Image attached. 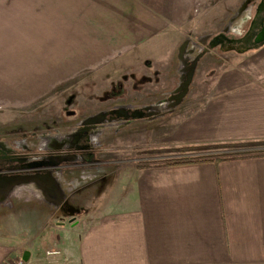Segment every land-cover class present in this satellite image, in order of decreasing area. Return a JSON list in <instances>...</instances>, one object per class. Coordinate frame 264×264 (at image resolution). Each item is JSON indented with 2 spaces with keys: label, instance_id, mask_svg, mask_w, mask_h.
Masks as SVG:
<instances>
[{
  "label": "crops",
  "instance_id": "1",
  "mask_svg": "<svg viewBox=\"0 0 264 264\" xmlns=\"http://www.w3.org/2000/svg\"><path fill=\"white\" fill-rule=\"evenodd\" d=\"M211 1L0 0V108L35 111L58 83L126 71L127 81L179 80L180 47L199 44L192 33ZM250 2L229 21L252 17ZM236 28L207 33L199 59L247 45ZM251 50L173 118L167 146L264 141V43ZM91 127L87 142L70 149L78 154L45 166L51 183L21 182L34 185L50 222L22 250L12 231L0 230V264L25 252L26 264H264V154L112 173L91 146L100 125Z\"/></svg>",
  "mask_w": 264,
  "mask_h": 264
},
{
  "label": "rangeland",
  "instance_id": "2",
  "mask_svg": "<svg viewBox=\"0 0 264 264\" xmlns=\"http://www.w3.org/2000/svg\"><path fill=\"white\" fill-rule=\"evenodd\" d=\"M244 2L245 0H212L208 4V9L211 10L207 17L196 20V26L192 33L195 41L199 43L195 51L196 54L202 52L205 46L203 41L207 37V33L216 34L220 29H225L230 33V29H228L230 26H237L236 30L239 33L247 29L244 36L236 40L248 42L247 45L234 44L235 47H232L231 50H225V48L222 51L208 50L203 57L197 60L193 77L188 85V92L176 105L173 106L174 100H171L170 97L176 92L181 83V76L187 69L184 64L186 61H192L193 57L190 58L187 55L184 56L185 61H180L181 74L177 81L158 82L151 75H148L147 81L144 82L127 81L126 71L120 75L117 73L111 76V81L108 79L110 82L107 79L104 81L101 77L99 80L86 79L83 82L58 83L53 87L48 97L37 104L35 111L0 108V154L9 157L13 155L25 157L23 159L25 162L30 159L43 161L44 158L50 157L58 161L57 165L59 166L62 163L60 157H63L64 153L78 154L76 149V151L70 149L87 142L83 136L92 130L91 126L93 125H100V135L95 131L96 139L91 146L97 148L94 150L95 155L105 161L103 165L112 173L132 169L135 166L160 165L173 159L181 160L193 156L202 158L209 155L219 157L246 152H264V146H262L201 150L191 154L187 152L188 150L186 152L178 150L183 147L167 146V142H163L166 138V130L171 128L173 118L182 116L193 107L197 93L202 95L211 90V77L223 68L231 67L251 57L252 38L264 13V0H251L248 6V11L252 16L250 19L230 22L229 20L233 19ZM189 43L191 44V42ZM145 106H153V110L147 115L151 117H143L141 114L138 117L128 118V121L132 119L131 122L124 123L122 126H119V122L107 119L109 115H112L109 113L110 110L116 108L140 109ZM100 112L107 113L101 115L94 124H83L78 129L84 119ZM117 118L119 117L117 116ZM118 120L122 121L121 118L116 121ZM123 120L126 121L127 118ZM76 129L78 131L74 134ZM83 133L84 135H82ZM77 134H79V138H77ZM15 163L16 160H12L5 163V167H10ZM26 165L27 163L23 166ZM82 166L78 165L77 167ZM47 170L49 169L42 166L37 171L29 169L26 172L5 173L4 175H17L14 184L18 190H14V193H10L9 189L13 185L12 183L0 185V191L7 194L0 202V230H10L14 233L13 236L19 240L15 243L19 250L33 244L34 233L32 230L37 231L50 222L44 214L40 215L44 211L37 209L40 206V200L39 196L37 197L39 192L36 195L31 192L34 185L30 186L21 182L32 183V180L47 178L48 176L45 175L48 174ZM34 173H36V178H32Z\"/></svg>",
  "mask_w": 264,
  "mask_h": 264
},
{
  "label": "water",
  "instance_id": "3",
  "mask_svg": "<svg viewBox=\"0 0 264 264\" xmlns=\"http://www.w3.org/2000/svg\"><path fill=\"white\" fill-rule=\"evenodd\" d=\"M185 41L181 47H180V55L183 53L184 47L186 45ZM264 43V13L261 17V22L260 25L257 29V31L255 32L253 38H252V45L253 47H258L260 45H262ZM206 50H204L203 52L199 53L188 65H186V71L184 74H182L181 76V83L179 85V87L177 88L176 92L173 93L170 97L171 100H174L173 102V106L176 105L177 103H179L182 98L186 95V93L188 92V85L193 77V71L195 68V65L197 63V60L199 59V57L205 52ZM148 108H153V106H148V107H143V109H125V108H120V109H116V110H111L109 111L110 114H116L117 116H122L124 119L127 118V121L129 120L128 118H134V117H138L141 114H147L149 115V113H151V111H147L145 112L144 110H147ZM137 111H139L140 113H136ZM106 114V113H101L100 115H96L93 116L91 118L87 119V123H95L96 121H98L101 117V115ZM58 161H56L55 159H49L48 161H31L28 162L26 166H21L19 168L20 172L23 171H27L29 169H34L35 171H37V169H40V167L42 166H49V165H57ZM38 173V172H37ZM32 178H36L37 176L34 177V175H32ZM47 179L49 178V180L51 181V177L50 174H47ZM17 175H0V185H10L11 183L13 184L17 179H16ZM19 177V176H18ZM12 179H14V181H12ZM16 179V180H15ZM1 187V186H0ZM27 253L25 252L22 256L23 260H27Z\"/></svg>",
  "mask_w": 264,
  "mask_h": 264
},
{
  "label": "trees",
  "instance_id": "4",
  "mask_svg": "<svg viewBox=\"0 0 264 264\" xmlns=\"http://www.w3.org/2000/svg\"><path fill=\"white\" fill-rule=\"evenodd\" d=\"M248 7V6H247ZM246 7V8H247ZM245 8V9H246ZM250 19V17H249ZM247 30V29H246ZM246 30H242L239 33V36H242ZM264 146V141H243V142H233V143H221V144H210V145H202V146H190V147H183L181 149H178L179 151L186 152L188 151H203V150H216V149H237V148H253V147H262ZM264 152H246V153H239V154H231V155H225V156H214V155H209L206 157H186L185 159L181 160H170L164 163V165H172V164H178V163H186L190 161H204V160H214L217 158H234V157H246V156H255V155H263ZM147 166V165H143Z\"/></svg>",
  "mask_w": 264,
  "mask_h": 264
},
{
  "label": "flooded vegetation",
  "instance_id": "5",
  "mask_svg": "<svg viewBox=\"0 0 264 264\" xmlns=\"http://www.w3.org/2000/svg\"><path fill=\"white\" fill-rule=\"evenodd\" d=\"M194 44V43H193ZM194 45H196L195 47H197L198 45L195 43ZM193 45V46H194ZM193 46H191V47H189V46H187V51H188V53H190V57H194L195 56V54H196V52H195V48L193 47ZM105 113H107V112H105ZM99 114H101V112L100 113H98V114H95V115H93V116H96V115H99ZM93 116H91V117H93ZM117 115H115V114H112L111 116L109 115V117H111V118H114L115 120H117V119H119V118H121V117H119V118H117L116 117ZM91 117H89V118H91ZM146 117H151V116H146ZM87 119L88 118H86V119H84L81 123H80V125H79V127H78V129L84 124V125H88L89 123H87L86 121H87ZM108 119V118H107ZM121 119H123V118H121ZM103 120V119H102ZM110 120H112V119H110ZM101 121V120H100ZM120 123L119 124V126H122L124 123H127V120L125 121V120H118L116 123ZM91 130V129H90ZM90 133V131H88L84 136H85V139H87V136H88V134ZM84 136H83V138H84ZM66 141V140H65ZM47 158H50V157H47ZM23 159H25V157H20V156H15V155H13L12 157H9V156H6V155H1L0 154V175H4L5 173H13V172H16L17 170H19V168L21 167V166H23L25 163H28V162H31V161H35V160H29V161H27V162H25V161H23ZM12 160H16V163H15V165H10V167H5V163H8V162H10V161H12ZM38 161H40V160H38ZM12 163H14V162H12ZM15 166V167H14ZM17 172H20V171H17ZM23 172H26V171H23Z\"/></svg>",
  "mask_w": 264,
  "mask_h": 264
},
{
  "label": "built area",
  "instance_id": "6",
  "mask_svg": "<svg viewBox=\"0 0 264 264\" xmlns=\"http://www.w3.org/2000/svg\"><path fill=\"white\" fill-rule=\"evenodd\" d=\"M153 110L152 108H148L146 111H151ZM59 253V251H47V254H52V255H57ZM7 264H26V262L21 258V257H17L14 258L12 260H10Z\"/></svg>",
  "mask_w": 264,
  "mask_h": 264
},
{
  "label": "bare ground",
  "instance_id": "7",
  "mask_svg": "<svg viewBox=\"0 0 264 264\" xmlns=\"http://www.w3.org/2000/svg\"><path fill=\"white\" fill-rule=\"evenodd\" d=\"M136 112V111H135ZM136 113H140L139 111H137ZM43 181L45 180L44 179V177L43 178H41ZM46 181H47V178H46ZM50 181V180H49ZM50 183H51V181H50ZM50 188V187H49Z\"/></svg>",
  "mask_w": 264,
  "mask_h": 264
}]
</instances>
